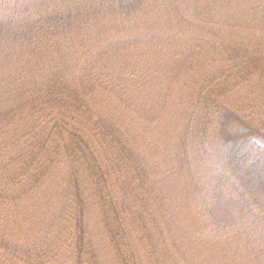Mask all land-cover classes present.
<instances>
[{
	"label": "trees",
	"instance_id": "1",
	"mask_svg": "<svg viewBox=\"0 0 264 264\" xmlns=\"http://www.w3.org/2000/svg\"><path fill=\"white\" fill-rule=\"evenodd\" d=\"M157 1L62 0L64 11L48 13L42 1L0 0V52L12 47L8 68L16 67L0 78V234L12 239L20 227L18 206L49 205L68 184L58 239L41 256L1 239V264H42V255L264 264V0H213L236 7L218 22L208 1L199 15L192 2L194 22L163 0L174 14L170 34L109 41L89 55L98 72L81 56L80 74L63 59L27 57L81 28L120 33ZM176 112L180 129L166 130L177 138L161 154L145 125Z\"/></svg>",
	"mask_w": 264,
	"mask_h": 264
},
{
	"label": "rangeland",
	"instance_id": "2",
	"mask_svg": "<svg viewBox=\"0 0 264 264\" xmlns=\"http://www.w3.org/2000/svg\"><path fill=\"white\" fill-rule=\"evenodd\" d=\"M4 2H7L9 0H3ZM44 2V8L48 11V13H51L53 11V8H55L58 11H64V9L67 8L68 5L61 4L62 0H49V2H45V0H28L27 3L31 2ZM209 2V4L216 5L218 7L217 10H214L210 13L212 16L211 18H214L213 21L218 22L222 20H227V18L232 15L234 10L236 9L235 6H222L221 2H214L213 0H173L170 1V6L173 4L175 5L179 11H183L184 14L188 17L187 19L196 21L197 15L193 12L190 7L194 3V7L196 10H198V15L200 14L201 10L203 9V6L206 2ZM193 2V3H192ZM53 5V8H52ZM18 6H24L25 4H18ZM39 6V5H38ZM170 6L163 2V0L157 1L156 9L153 8L151 12L149 13L146 18L139 19V24L137 22H132L127 24L125 28H119L120 33H116L113 31L112 33H106L102 34L99 30H97L94 27L91 28H81V31L79 34L75 33L70 36H65L61 38H56L55 44H51V49L48 53H41V55L31 54L27 57L29 59H38L40 56V60L48 61L50 59L55 60H66L67 63L60 64V66H64L70 63L71 67V74H80L84 72V63H93V71L98 72L96 68V64L94 61L93 56L89 55H95L97 56V51L100 50L102 47H106L107 43L109 41L115 42V41H123L125 39H145L149 37L152 33H156L160 37H166L171 32V27L169 25L170 20L173 18L174 14L171 12ZM40 7V6H39ZM188 8L187 10H185ZM211 20V22H213ZM193 26L198 27L196 23H192ZM170 29V30H169ZM196 29V28H193ZM166 35V36H165ZM78 44H81V47H78ZM73 47V48H72ZM79 52V56L74 57L75 53ZM150 55L153 54L152 52H149ZM6 54H3L0 52V78L3 77V75H7L8 73L11 75H14L16 72V67L8 68L9 64L8 61L10 58V55L12 54V47L7 48ZM9 55V56H8ZM83 58V64H82V58ZM121 63H125V61H122ZM153 61L150 59V63H148V66H152L151 64ZM51 64L52 69L58 66L57 64L49 63ZM100 65V64H99ZM15 66V65H14ZM114 66V65H113ZM59 67V66H58ZM143 67V66H140ZM144 68V67H143ZM122 68L119 67V70L116 69L114 71L115 75L121 76L126 73V71L122 72ZM100 71V70H99ZM110 71V69H109ZM34 72V76H35ZM124 83L127 82L126 80H122ZM174 107V106H173ZM152 126H148L147 124L146 129L144 130L145 138L148 142V145H155L157 146L161 154L166 146V143L169 144V142L173 141L176 137V133L174 131H167L166 128L169 126H173L177 128V132L180 129V117L176 113L172 114L170 117L166 118L163 122H154ZM176 140V139H175ZM164 155V154H163ZM159 160L162 159L161 155H159ZM158 158V157H157ZM166 171V169H159V179L163 177V173ZM169 176V173L168 175ZM178 182V181H177ZM172 183V182H171ZM60 187L56 193V195L53 197L54 199L52 202L47 205L43 202L35 203L34 201H31V203L23 206H18L17 210L21 211V214H23V219L19 213V221L20 227L15 226L13 227L14 230H10L11 238L7 236H3L0 234V240H7L11 242L12 244L18 245L23 250L30 251L31 254H35L37 252V255H40V252L43 248L47 246L50 240L58 239L56 236L57 234L62 233L61 228V221L58 218L59 211L61 208V205L66 200V190L68 189V184L63 179L60 183ZM34 204V206H33ZM30 216V217H29ZM90 227L92 228V225H94L93 221H90ZM24 229V230H23ZM92 232V230H91ZM14 241V243L12 242ZM98 241V240H97ZM96 241V242H97ZM98 243V242H97ZM99 244V246H98ZM97 244V250L101 251V254L103 255V261L108 262L110 259V256L107 255V252H105V245L104 243ZM12 247V245H10ZM19 247V248H20ZM5 250L1 251L2 254ZM0 252V253H1ZM0 255V257L2 256ZM37 256V258H39ZM48 262H52V264H70L69 260H67V257H60L58 259H54L53 261L51 259H47V256L44 257L42 255V264H46ZM1 264V261H0ZM49 264V263H48Z\"/></svg>",
	"mask_w": 264,
	"mask_h": 264
}]
</instances>
